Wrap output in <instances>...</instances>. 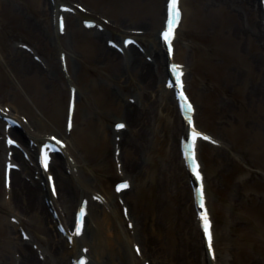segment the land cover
Wrapping results in <instances>:
<instances>
[{
	"label": "rangeland",
	"instance_id": "374dc122",
	"mask_svg": "<svg viewBox=\"0 0 264 264\" xmlns=\"http://www.w3.org/2000/svg\"><path fill=\"white\" fill-rule=\"evenodd\" d=\"M164 1L130 0L124 5L111 0H57L56 5H81L87 11L83 14L84 19L94 20L108 28L110 33L107 37L114 41L136 31L141 32L136 38L147 49L150 42L157 39L161 28ZM48 2L0 0V107L10 109L12 116L23 125H29L33 136L65 138L71 149L69 153L78 158L84 169L82 179L89 181L94 192L106 196L111 213V185L118 176L113 150L108 143L102 142L98 129L103 126L107 133L112 128V122L119 119L117 106L131 91L128 87L117 91L111 66L95 64L92 60L91 54L97 53L94 47L99 41L95 40L94 32L84 29L81 21L84 19L68 13L65 15V34H59ZM249 5L243 4L242 8L229 4L212 6L209 0H182L184 19L175 44L177 59L187 69L186 83L196 104V123L220 143L215 147L203 144L199 152L215 224V249L222 264H264V103L256 98L254 91L260 77L255 60L264 52L259 51L258 42L253 39V31L261 23V14L251 10L247 13ZM237 26L245 27L251 35L237 36L233 33ZM107 37L101 39L104 47ZM22 45L33 49V54L29 55L31 61L37 62L33 56L36 54L47 67L43 69L40 66L31 74L20 71L14 50L25 51ZM70 52L74 57L69 55ZM61 53L68 57L67 71L61 68ZM141 57L146 61L144 56ZM70 85L76 88L78 101L74 130L66 134L64 119ZM112 92L116 93L113 97L110 96ZM160 93L158 86L151 92L152 99L160 105L159 117L152 122L154 136L150 139L145 167L133 180V190L126 200L134 207L135 219L146 218L145 206L148 203L144 204L141 198L153 196L154 182L166 179L162 195L166 204L162 218L167 225L166 239L169 243V224H174L178 216L182 192L176 183L170 181L172 149L177 147L171 124L176 108L172 104V112L164 110L167 95ZM103 95L110 96V103L105 102ZM102 113L106 120L101 118ZM2 124L0 122V138ZM15 135L18 136L17 133ZM0 154L1 172L3 162ZM122 156L130 158L129 152ZM56 161L60 163L59 159ZM97 168L104 170L100 172ZM55 176H58V188L61 190L58 208L71 215L76 199L67 196L62 188L64 182L61 178L65 177L62 168ZM3 189L1 172L0 216L5 223L0 224V246L4 235H9L6 227L10 224L8 218L11 215L3 207L7 203ZM113 202L118 206L117 200ZM191 205L192 202L189 203ZM23 219V228L28 235L33 236L31 231H35L42 236L39 218L30 214ZM15 237L20 240L18 231ZM186 238L183 233L177 235L179 243ZM31 244L32 240L29 247ZM9 249L8 253L0 250V259L9 260L8 264L12 257L18 255L17 249ZM169 250L168 244L167 251L151 256L148 253L147 260L161 264ZM225 254H228V261L223 258ZM104 259L109 257L104 256ZM194 264L200 263L194 259Z\"/></svg>",
	"mask_w": 264,
	"mask_h": 264
},
{
	"label": "bare ground",
	"instance_id": "6f19581e",
	"mask_svg": "<svg viewBox=\"0 0 264 264\" xmlns=\"http://www.w3.org/2000/svg\"><path fill=\"white\" fill-rule=\"evenodd\" d=\"M111 1L117 3L122 2L124 5H127L130 2V0ZM48 4H50V13H53L52 15H54V11L52 10L55 9V4H52L50 0ZM209 4L212 6L223 4H229L230 6L238 5L241 8L243 4H250L247 13L251 10L252 13H260V16L262 17L261 3L259 0H209ZM75 17L81 18L83 15L77 13L75 14ZM254 27L257 28L255 25ZM105 30L108 31L100 32L91 30L94 32L95 40L99 41L98 45L94 47V49L97 50V53L91 54V57L93 55L92 60L95 64L101 63L103 65L111 66V69L113 70L114 86L118 88L117 91L120 89L126 90V87L131 91L129 95L125 96V101H121L117 106V110H119V121L115 122L113 125L114 127L116 124L123 123L125 124V127L120 132L115 131L116 129H108L107 133L103 126H100L98 129L101 131L100 135L103 137L102 142L105 144L108 143L116 153L119 151L118 162L121 167H119L118 164H115L116 169L118 170V177L126 178V180L129 178L135 180L145 167L144 164L149 153L150 139L154 136L152 122L158 120V110L160 107V105L157 104V101L152 99L151 92L158 86V89L167 95L166 98H164L165 100L163 99L164 102L166 101L164 110L167 109L168 112H172V104L175 105L176 108V114L174 115L171 124H173L172 129L176 137L177 147L176 149H172L170 181L176 183V185L180 187L182 195L180 197L181 203L178 205L179 213L175 219V223L173 224L171 222V224H169L170 232L168 233V236L171 234V242L168 243L166 239L167 225L164 224L162 218L166 204L162 198L163 190L165 189L164 182H166V179L163 178L161 182H154L155 190L153 196H150V198L143 196L141 198L144 204L146 201L148 203V205L145 206L147 209L146 218L138 217L135 219L134 207H132V204L126 200V196H129L133 190L132 186L129 190L121 194V196L119 195V197L122 198L124 207H127L129 220H127L123 213L122 207L120 205H114L113 200L116 199L115 193H111L110 195L113 208L111 214H107L104 213L105 211L102 206L94 203L93 197L97 194H94V188L88 183L89 181L87 179H82L84 169L79 165L80 162L78 158L68 153L71 149L67 146L64 150L67 153L65 157L67 160H62L60 163L58 162L59 164L56 163L55 166L52 164V161L47 174H52V171L56 174V172L62 168L64 173H66L65 177L61 178L62 182H64L62 188L65 193H67L66 195H71L73 199H76L74 207L80 202L85 201L86 207L88 208V214L84 225L85 228L83 229L84 231L82 235L79 236L81 242L78 243V240H75L77 236H74L72 233L73 230L70 228L66 236L70 237L71 241L73 240L74 242L67 243L65 238L61 237L60 233L58 234L55 228L58 222L54 221L48 208L45 206V200L50 199V193H46L42 187V183L43 181H46L45 178L47 175H42V171L39 169L35 157V154L37 155V151L39 150L30 147L28 145L29 141L25 140L26 135L31 137L29 138L30 140L34 139L33 141L35 142L41 141L39 143H43L45 138L42 139L35 135H31V131L28 127L29 125H24L23 131H17L18 136L15 135V138L16 140L19 139V142L20 140L24 142H20V144L27 153L26 158L22 156V153L20 154L18 151H14L11 148L7 150L12 152V156H9L10 158L8 159V162H10V164L18 165L19 170H10V185L7 189V203H5L3 207L5 212L10 213V217L17 221V224L10 223L7 225L6 228L9 230L7 232L9 235L8 237L4 235L0 250L4 253H8L10 251L9 248L11 247L17 249L18 255L16 258L12 257L11 263L9 264H71V259L79 258L81 255L88 256L89 261H87L88 258H85L87 261L86 264H139L142 262L138 259H147L149 257L147 256L148 253H150L149 255L151 256L157 255V253L162 250L167 251L169 244L170 252L161 264H194V259L200 263L201 257L203 263L200 264H208L207 259H205L206 254L203 249L204 244L201 239L199 225L197 221H195L196 212L193 209L189 175L188 172L184 170L183 163H181L180 160L179 141L183 134L184 124L178 114L173 92L171 90H165V86H163L168 77L165 68L167 56L161 47L160 39L158 37L157 39H153L150 42L151 46L146 49L145 57H152V61L149 62L143 61L141 57L142 55L133 47H129L126 55L122 56L114 49L102 46L101 39L110 33L108 28ZM233 33L237 36L251 35L250 32H248V29L245 27L239 28L238 26L234 28ZM40 36L42 35L40 34ZM253 39L258 42V49L263 53L264 28L262 22L260 23L259 28L253 31ZM14 52L17 57L16 63L19 64L20 71L23 73L31 74V72L38 70V67L42 66L41 64L39 65L38 63L31 61L28 53L18 49L14 50ZM69 55L74 57L71 52ZM175 55L174 58L176 57ZM201 59H203V57H201ZM255 61L256 67L260 73L259 84H257L254 90L255 96L264 103V53ZM173 62L177 61L173 60ZM54 68L55 63L52 64V69ZM76 70H78V66H76ZM202 70L203 66L200 68V71ZM115 94V92H112L110 93V96L113 97ZM187 94L189 93L187 92ZM110 96L103 95L107 104L108 102L110 103ZM101 118L106 120V115L102 113ZM4 125L6 124H3V127ZM3 127L1 128V131L3 130ZM2 152L5 153L4 147L0 144V153ZM124 152H129L130 158H123L122 155ZM27 167H29V169ZM97 170L101 172L104 169L97 168ZM35 176L37 177L36 180H34ZM54 179L55 188L58 190L57 199H60L61 190L57 187L58 178ZM3 190H5V188ZM190 202H192L191 206H189ZM52 206L56 207L55 202ZM30 214H34L36 219L39 218L41 220L43 228L42 236H40V232L31 231L33 234V236H31L32 244L39 245V248L37 247L36 250L33 248L32 244L31 247H29V242L24 241L20 235V229L21 227L23 228V224H25L23 217ZM58 218L61 223L66 219V224L73 220H71V215L67 213L64 215L59 213ZM130 221L133 224L132 230L127 226L128 224H126ZM0 224H4L1 219ZM16 231L19 233V241L15 237ZM182 233L187 235L188 239L186 238L185 241L183 239V243H179L177 241V235H182ZM138 245H140V257H137L135 253H133V250H136ZM39 249L41 250L39 251ZM215 253H217V251H215ZM40 255H43L44 258L41 259ZM104 256L109 257V259L105 260ZM216 258L217 254L215 256V259ZM8 261L9 260H5L1 257L0 264H8ZM212 264H216V262H212Z\"/></svg>",
	"mask_w": 264,
	"mask_h": 264
},
{
	"label": "snow or ice",
	"instance_id": "6c2138e0",
	"mask_svg": "<svg viewBox=\"0 0 264 264\" xmlns=\"http://www.w3.org/2000/svg\"><path fill=\"white\" fill-rule=\"evenodd\" d=\"M178 3H179V0H171V7H172V11H173V14L174 15H173L172 21H170V27H169V29L163 33L164 39L166 41H168L169 45H171V38H172V35H173L171 25L177 23V21L179 19V16H180V10H179V7H178ZM128 42L131 43L132 41H128ZM173 67L179 73L180 66H175L174 65ZM179 74H182V73H179ZM182 88H183V84L181 83V89ZM181 97H182V99L187 100V97L184 95L183 91H181ZM188 107L190 108L191 105H188ZM69 127H71V123H69ZM116 127L118 129H122V128L125 127V124L120 123V124H117ZM201 135H203V133H199V132H196L194 130L193 131V141H195L196 137L201 136ZM204 138L205 139H211L210 137H207V136H205ZM53 139H55V137ZM10 143H15V141H10ZM192 159H193V161L195 163V156H194V154L192 156ZM44 163H45V167H47L48 166V157H47V154H45ZM196 167L198 168V165ZM196 175L201 180V185H200L199 192H200V198H201V205L203 206V199H204L203 177H202L201 173L198 170L196 171ZM127 186H128L127 183H125V184L120 185L119 187L120 188H124V187H127ZM80 215H81V217H83L84 212L81 211ZM204 221H205V229L208 232V245H209V248H212L213 236H212V232H211L210 221L208 220V217H207L206 214L204 215ZM78 231H79V229H78ZM139 250H140L139 249V246H137V251H139ZM85 251H87V250H85ZM213 255H214V252H213ZM81 264H86V261H82Z\"/></svg>",
	"mask_w": 264,
	"mask_h": 264
}]
</instances>
